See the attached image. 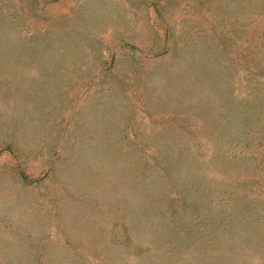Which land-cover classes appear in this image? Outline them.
I'll return each instance as SVG.
<instances>
[{
  "label": "rangeland",
  "instance_id": "rangeland-1",
  "mask_svg": "<svg viewBox=\"0 0 264 264\" xmlns=\"http://www.w3.org/2000/svg\"><path fill=\"white\" fill-rule=\"evenodd\" d=\"M0 264H264V0H0Z\"/></svg>",
  "mask_w": 264,
  "mask_h": 264
}]
</instances>
